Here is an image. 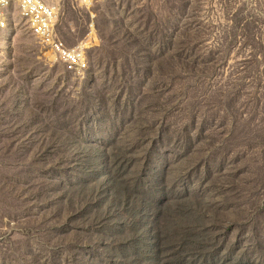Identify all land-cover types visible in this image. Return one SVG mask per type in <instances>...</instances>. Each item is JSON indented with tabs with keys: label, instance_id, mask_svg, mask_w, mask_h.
I'll list each match as a JSON object with an SVG mask.
<instances>
[{
	"label": "rangeland",
	"instance_id": "obj_1",
	"mask_svg": "<svg viewBox=\"0 0 264 264\" xmlns=\"http://www.w3.org/2000/svg\"><path fill=\"white\" fill-rule=\"evenodd\" d=\"M51 1L97 43L3 11L0 264H264V0Z\"/></svg>",
	"mask_w": 264,
	"mask_h": 264
},
{
	"label": "built area",
	"instance_id": "obj_2",
	"mask_svg": "<svg viewBox=\"0 0 264 264\" xmlns=\"http://www.w3.org/2000/svg\"><path fill=\"white\" fill-rule=\"evenodd\" d=\"M98 0H75L76 6L84 13H90ZM16 7V2H15ZM34 18H42V28L37 31H46L43 38L45 54H51V61L61 62L66 69L80 72L83 62L88 61L89 54H80L82 43H97L96 30L90 20L82 37L68 45L66 40L58 32V20L60 15L59 4L51 0H28V7ZM94 32V33H93ZM44 59V54H42Z\"/></svg>",
	"mask_w": 264,
	"mask_h": 264
},
{
	"label": "bare ground",
	"instance_id": "obj_3",
	"mask_svg": "<svg viewBox=\"0 0 264 264\" xmlns=\"http://www.w3.org/2000/svg\"><path fill=\"white\" fill-rule=\"evenodd\" d=\"M13 0H0V21H1V18H2V15H3V11L5 10V8L10 5ZM20 5H21V8L24 12H28V13H31L30 12V9L27 8L28 7V0H17Z\"/></svg>",
	"mask_w": 264,
	"mask_h": 264
}]
</instances>
